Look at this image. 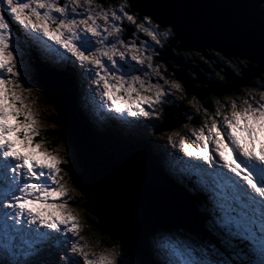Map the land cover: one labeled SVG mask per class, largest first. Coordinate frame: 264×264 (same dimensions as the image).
Listing matches in <instances>:
<instances>
[{"label": "snow or ice", "instance_id": "1", "mask_svg": "<svg viewBox=\"0 0 264 264\" xmlns=\"http://www.w3.org/2000/svg\"><path fill=\"white\" fill-rule=\"evenodd\" d=\"M259 4L264 59V0ZM130 7V0H0V264H124L122 244L112 251H85L92 245L81 243L69 189L61 182L62 161L36 142L41 133L24 93L31 90L27 69L33 56L58 65L78 63L90 84L86 107L90 102L104 118L113 113L122 120L137 118L130 124H139L140 117L159 119L183 86L162 77L159 67L153 70L159 54L153 45L125 42L122 22L135 26L133 36L143 32L161 48L172 43L173 30L160 31L151 15L141 18ZM148 48L152 52L145 56ZM215 55L230 64L227 54ZM153 72L163 84L152 81ZM217 103L211 113L193 103L197 113L204 108L203 123L190 134L177 131L178 141L168 137L187 160L166 152L170 167L180 165L181 178L210 204L204 238L159 230L148 241L158 259L141 264H264V75L247 91ZM45 245L57 250L56 261L37 259Z\"/></svg>", "mask_w": 264, "mask_h": 264}, {"label": "water", "instance_id": "2", "mask_svg": "<svg viewBox=\"0 0 264 264\" xmlns=\"http://www.w3.org/2000/svg\"><path fill=\"white\" fill-rule=\"evenodd\" d=\"M130 2V12L141 18L149 14L161 27L173 30L169 38L172 43L158 49L155 60L163 61L172 70L188 95L202 101L210 95L230 93L250 87L257 75L264 73L259 0ZM122 26L123 38L130 37L133 27ZM179 51H194L204 58L210 57V51H219L227 54L225 59L239 61L242 74L223 66L224 82L213 80L205 86L204 74L197 66L182 61L176 54ZM35 71L46 103L56 113V134L73 150L84 191L83 209L96 219L95 229L124 245L139 264L154 261L147 241L159 230L202 240L206 230L202 229L200 214L197 216L181 188L166 177L150 143L144 138L132 140L117 131L88 129L76 109V85L71 74L41 67ZM166 109L163 123L154 133L179 124L172 119L171 107Z\"/></svg>", "mask_w": 264, "mask_h": 264}, {"label": "rangeland", "instance_id": "3", "mask_svg": "<svg viewBox=\"0 0 264 264\" xmlns=\"http://www.w3.org/2000/svg\"><path fill=\"white\" fill-rule=\"evenodd\" d=\"M117 3H119V2H117ZM123 23L128 24V21L124 20ZM163 29L164 28H161L160 31H163ZM135 31H136V29L133 28V31L131 32V34ZM133 37H134L133 39L132 38L127 39V40H125V42L131 43L132 41H135V42H137L136 43L137 46H140L141 42L143 41V42H146L148 45H153V47L155 48L156 51L158 50V48L156 47L154 42L151 40V38L144 35L142 32H138L136 34V36H133ZM161 39H165V38L161 37ZM158 47L160 50L164 48V47L161 48L160 46H158ZM150 52H152V49H150V48L145 49V56H147ZM186 52L187 51H182L180 53H186ZM191 52L196 53L194 51H191ZM180 53H177V54H180ZM117 59H119V57H117ZM181 59L183 60L182 57H181ZM129 60H130V56H129ZM183 61H185V60H183ZM130 62L135 63L134 61H131V60H130ZM48 63H50V62H48ZM121 63H123V62L121 61ZM217 64H219L220 66L217 67ZM67 65L73 67V65L71 63H68ZM164 65L166 66V64L163 61L159 62V60H157V62H155V61L152 62L153 70L156 69L157 67H159L162 77L168 79L169 81L177 80L175 78L174 73L168 72L167 69L164 67ZM200 65L204 68V65L202 62L200 63ZM223 66H225V65H223L219 59L214 64V67L217 70H222V72L224 71ZM53 67H56V69H58V71H62L60 68H58V64H57V66H55V65L48 66V68H53ZM137 67H141V66L137 65ZM143 67L145 68L146 71L148 70L146 64ZM34 68H38V66L33 64L32 62H30V67L27 69V83L29 84V87L31 90L26 91L24 93V97H25L26 102L29 103V105H30L32 115L37 120V124L35 125V127H37V129L41 133V135L35 137V140L37 143H42L48 151L52 152L54 155H57L62 161V163H61L62 171L60 174V176L62 177L61 182L65 183L66 187L69 189L68 196L71 198V201H72V210L77 215L80 226H81V236H83V240H81V243H87V244L92 245V248H90V249L86 248L85 251H90V252H105L106 250L112 251L113 250L112 248L108 249V248L100 245V243H99L100 238L98 235H96V233H94V232H96V230L94 229L95 228L94 223L96 221L91 220L89 223L88 220L86 219L85 215H84L85 211L82 208V204L84 203V197H83L84 191L82 189V185L78 182L77 176L74 177V175L76 174V173L74 174L75 171L74 172L72 171V173L74 174V175H72L71 170H69L67 167L68 165L71 164L70 158L74 157L73 150L63 140L61 143H59V144L57 143L58 145L53 144V142H55V140H56V138H54V137L56 136L57 127H58L56 125V123L54 122V117H55L56 113L53 110V108L51 107V105L46 103L45 94L40 89L39 83L35 77V69ZM78 68H79V65L77 63V65L73 69H78ZM75 74H76V72H75ZM190 75L193 76V74H190ZM78 77L80 78L79 85H80V83H82V85L79 87V90L81 91L83 89V91H81L80 93H76V100H79V98H81V100H82L81 101V103H82L81 108L85 112H89V114L93 118L97 119V121L101 123L100 124V123H97L95 121L96 123H94V124L96 125L95 126L96 129L99 130V128H102V127H103V129L106 128L105 126L110 120L117 121L115 123V126H117L119 128L118 130H120L121 132H123L125 134L134 135L132 140L137 139V138H144L149 143L152 142L153 147L155 148L156 152L160 155V162L162 164V167H164L166 169V171L168 170L170 173L173 172V169L170 167L168 158L166 157V152L167 153H176L177 155L182 156L185 160L188 159V157L185 156L183 153H180L178 151V149H174L171 146V144L168 141V137L173 136V139L175 141H178L179 137L175 135V133L177 131H179L181 135L184 134L185 132H188L190 134L191 127L199 126V124L203 123V121H204V108H202V111H201L202 115L200 114L201 116L197 117L198 120L195 124L189 123V122L187 123L186 122L187 120H185V117L187 114H191L193 117H195V114L197 112H196L195 108H193L192 105H193V103L199 105L201 102L200 100L195 98V101H193L192 95H191L190 99L188 97V99H189L188 100L187 96L185 97L184 90L182 92H177L174 95H172L170 97L174 101V104L170 105L172 111H174L172 119H173V121H177L179 124L176 127H173L172 129L161 130V131H157L154 133L156 127L160 126L163 123L162 116L159 119H157L156 115H153L152 117H149V118L140 117V118H138L140 121L139 124H135V123L130 124L127 121H132L133 119L131 117L125 116V118L122 120V119L117 118V114H115V113H113L112 117H110V118H104V111L103 110L97 111L96 109L91 108L92 105L90 102H88V103H89V106H91V107H89L88 110H85L83 108L84 107L83 103L85 102L84 97H85V93L87 92V89L90 87V84L88 81H85L83 79L81 74H78ZM151 79L153 82H156L157 80H159L160 83H162V84L164 83V79L161 77H157L154 72L151 76ZM165 87H167V85H165ZM248 88L249 87H244V88H239L241 90L236 89V90L231 91L230 93H226V94H222V95H213L214 97L218 98V100L214 99L215 101L213 102L214 111L220 106L219 103H217V101H220L222 103L227 102V99H225V98L228 95H229L228 97H230L232 95L238 96L241 92L247 91ZM170 91H173V90L170 89ZM210 98H212V97H208L207 101H209ZM97 103H99L98 98H97ZM164 106H165L164 108L169 107L168 104H165ZM81 108L80 109L76 108V109L81 111ZM209 112L211 113L212 111L209 110ZM134 119H137V118H134ZM83 121H84V123H86L88 125L87 120H83ZM180 122H182V123H180ZM121 125L126 127V131H122ZM132 125H134V126H132ZM184 125H188V127L185 128ZM44 138H48V139L44 140ZM257 149H259V145H257ZM226 158L230 159V157H227V156H226ZM64 161H68V162L64 163ZM179 169H180V165H176V168L174 171L177 172L176 177L178 176L179 183H182L184 185L189 184L192 186V182H188L186 177H184L185 180H183V178H181V174L179 172ZM73 170H75V169L73 168ZM166 173H168V172H166ZM196 192L201 193L200 191H196ZM190 200L192 201V199H190ZM195 204H196V202H195ZM80 205H81V208H80ZM207 205H208V207L204 208V210L201 212H203L207 216V218H209L210 217V204L207 203ZM197 209H198V206H197ZM197 212H199V211H197ZM208 222H209V220H208ZM204 229H206V231H207L208 224H204ZM201 236L203 239L204 238L203 235H201ZM46 246L49 248L48 250H50V252L44 250L37 259H39L43 262H54V261H56L58 259L57 250L55 248L48 246V245H46ZM147 247H148V249H151V246L149 247V244ZM51 249H53L52 253H51ZM150 254L154 255V257L156 258L155 259V261H156L158 256L156 257V253L153 251V249L150 252ZM118 259H119V257H118ZM123 260H124V264H138L136 258L133 256V254L129 250H127V253H124Z\"/></svg>", "mask_w": 264, "mask_h": 264}, {"label": "trees", "instance_id": "4", "mask_svg": "<svg viewBox=\"0 0 264 264\" xmlns=\"http://www.w3.org/2000/svg\"><path fill=\"white\" fill-rule=\"evenodd\" d=\"M117 2H119V0H117ZM105 3H107V2H105ZM130 10V9H129ZM167 44V43H166ZM164 47V46H163ZM158 53V52H157ZM177 54V53H176ZM216 54V52H210V55H211V57L212 56H216L215 55ZM177 55H179L180 57H182L183 58V60H185V63H187V64H190V65H194V66H197L198 67V69L199 70H201V72L204 74V76L206 77V80H207V83L205 84V85H209V82H211V81H213V80H217V81H219V82H224V80H221L220 79V77L221 76H224L220 71H218L214 66H213V63H216L217 62V59H219L220 60V58L219 57H217L216 56V58H214V59H212V60H209L208 58H204V59H201V55L199 54V53H193V52H186V53H180V54H177ZM182 60V61H183ZM225 60H227V59H225ZM207 61V62H206ZM221 62H222V64L223 65H225L226 67H228V68H230V69H232L235 73H237V69H236V65L237 64H239L240 65V63H239V61H235V60H230V64H227V63H225V61H222V60H220ZM30 62H32L33 64H34V60L31 58V60H30ZM155 62H157V60H155ZM160 62V61H159ZM203 63V65H204V68L200 65V63ZM46 64H48V65H50V63H47L46 62ZM45 65V64H44ZM164 67L167 69V71L168 72H171L172 73V71L171 70H168V68H167V65L165 66L164 65ZM63 69H65L66 71H68V72H70V73H74L75 74V71L73 72V70H72V67H62ZM209 70V71H208ZM218 73H219V75H218ZM167 75V74H166ZM263 75H264V73H263ZM256 80V79H255ZM255 80H254V82H255ZM180 83V82H179ZM239 90H241V89H239ZM238 91V90H237ZM184 94H185V97L187 96V99H188V97H189V99H190V97H191V95H188L187 93H185V91H184ZM229 96V95H228ZM228 96L225 98V99H227L228 98ZM194 97V96H193ZM209 97H212V98H210V100L209 101H207L208 100V98H206V99H204L203 101H201L200 102V104L199 105H203L204 107H206L208 110H210V111H212L213 112V107H214V105H213V102L215 101V100H218V98L217 97H214L213 95H210ZM188 99V100H189ZM215 99V100H214ZM79 101H80V98H79V100H76V104H77V106L78 105H80V103H79ZM186 104V103H185ZM78 108H79V106H78ZM201 111H202V108H201ZM201 111L199 112V113H196L195 114V117H194V119L191 121V122H189V123H193V124H195L196 122H197V120H198V116H201L202 115V113H201ZM201 114V115H200ZM188 115H191V114H187L186 115V118H185V120H187V116ZM55 118V117H54ZM180 123H182V122H180ZM112 126H115V124H111L110 126H109V128L110 129H115L114 127H112ZM57 133V132H56ZM57 136V137H56ZM56 136L54 137V138H56V140H55V142H53V144L55 145V144H59V143H61L62 142V139L60 138V137H58V135L56 134ZM133 136L134 135H132L131 137L133 138ZM46 139H48V138H44V140H46ZM61 139V140H60ZM152 143V142H151ZM57 144V145H58ZM153 145V144H152ZM156 152V150H153V153H155ZM157 157H158V162H159V164H161V162H160V157H159V155L157 154ZM70 162H71V164L70 165H68L67 167H68V169L69 170H71V173H72V171L74 172V174L72 173V175H74V177L75 176H77V179H78V182H79V178H78V176H79V172H78V167H77V164H76V161H75V159H74V157H71L70 158ZM161 166H162V164H161ZM73 168L75 169V170H73ZM76 179V180H77ZM182 188L184 189V190H186V191H188V192H190V193H192L194 196H195V198H196V205L198 206V211H200V214H201V216H202V218H203V221H204V224H208L207 222H208V220H210L209 218H207V216L203 213V212H201V211H203L204 210V208H206V207H208V205H207V202H206V200H205V197L201 194V193H199V192H196V191H194L193 190V187L191 186V185H189V184H187V185H182ZM197 196V197H196ZM79 208V207H78ZM80 208H81V205H80ZM82 208H83V204H82ZM84 210V209H83ZM84 215H85V217H86V219L88 220V222L90 223V221L91 220H96L94 217H92V216H90L86 211H85V213H84ZM92 223V222H91ZM93 224V223H92ZM95 229V228H94ZM96 230V232H94V233H96V235H98L99 236V243H100V245L101 246H103V247H106V248H112L113 249V246L114 245H120V243L118 242V241H116V240H111L107 235H105V234H100V231L99 230H97V229H95ZM153 235V234H152ZM196 241V240H195ZM117 250H119V249H117ZM127 248L123 245V252L124 253H127Z\"/></svg>", "mask_w": 264, "mask_h": 264}, {"label": "bare ground", "instance_id": "5", "mask_svg": "<svg viewBox=\"0 0 264 264\" xmlns=\"http://www.w3.org/2000/svg\"><path fill=\"white\" fill-rule=\"evenodd\" d=\"M169 26H166V27H161V28H168ZM170 28V27H169ZM172 37V36H171ZM180 52H182V51H179V52H177V53H180ZM181 58V57H180ZM48 63V62H47ZM46 66H48V64H45ZM181 66H183V65H181ZM174 67H176L177 69L180 67V66H174ZM78 74H80V72H78ZM78 74H77V76H78ZM222 74H223V72H222ZM224 75V74H223ZM191 76V75H190ZM81 96V95H80ZM81 98H80V106L82 107V103H81ZM85 103L86 102H84L83 103V108L85 109V110H88V108L89 107H91V106H89V103L87 104V107L85 106ZM87 108V109H86ZM91 108H93V107H91ZM89 116V118H87L88 120H89V122H90V120H91V126H93V129L95 130V131H99L98 129H96V125L94 124L95 123V121L94 122H92V116L89 114L88 115ZM132 118V117H131ZM86 119V118H85ZM95 119V118H94ZM133 120H134V118H132ZM131 119V120H132ZM126 123V122H125ZM86 124V123H85ZM86 126L88 127V129H90L91 130V128H90V126L89 125H87L86 124ZM160 131H161V129H160ZM161 165V164H160ZM175 176L177 175V172L176 171H174L173 170V172H172ZM179 175V174H178ZM175 179V178H174ZM176 181H178L179 182V180H178V176L176 177V179H175ZM183 180H185L184 178H183ZM175 183V182H174ZM184 183V182H183ZM176 184V183H175ZM177 185V184H176ZM178 186V185H177ZM180 189V188H179ZM181 190V192L183 193V195L185 196V198L187 199V201L189 202V204L191 205V207L193 208V210L195 211V213L197 214V216H199V213L197 212L198 211V209H197V205L195 204V199H194V197H193V195L192 194H190V193H188V192H186V191H184V190H182V189H180ZM204 196V195H203ZM190 199H192V201L190 200ZM205 200H206V198H205ZM191 202V203H190ZM202 214V213H201ZM201 217V216H200ZM203 221V220H202ZM204 222V221H203ZM204 224V223H203ZM203 228V230H206V229H204V227H202ZM151 236L152 235H150L149 237H148V240H150V238H151ZM147 243H148V241H147ZM147 246H148V244H147ZM149 247H150V245H149ZM49 248L45 245V249L44 250H46V251H49L50 252V250H48ZM52 251H53V249H51V253H52ZM149 251L151 252L152 251V247H151V249H149ZM152 255V258H153V260L155 261V258H154V256H153V254H151ZM156 257H157V254H156ZM139 264V263H138Z\"/></svg>", "mask_w": 264, "mask_h": 264}, {"label": "flooded vegetation", "instance_id": "6", "mask_svg": "<svg viewBox=\"0 0 264 264\" xmlns=\"http://www.w3.org/2000/svg\"><path fill=\"white\" fill-rule=\"evenodd\" d=\"M133 39L134 37L132 36V34H131V36H130V38H127V39ZM126 39V40H127ZM137 43V42H136ZM156 47L158 48V46L156 45ZM211 52H213V51H211ZM210 57H211V55H210ZM212 57H214V58H216V56H212ZM153 61H155L154 60V58H153ZM217 61H218V59H217ZM219 63V62H218ZM214 64L215 63H213V66H214ZM74 68V66L72 67V70H73V72L75 71L76 72V74H78V71H77V69H73ZM209 71V70H208ZM218 71H220L221 73H222V70H218ZM72 74V78H73V80H74V82H75V85H77V83L80 81V78L76 75V74H74V73H71ZM82 81V80H81ZM165 107V106H164ZM169 107H171L170 105H169ZM166 108H168V107H166ZM165 108V109H166ZM213 109V111H214V107L212 108ZM162 117H163V115H162ZM186 118V117H185ZM187 123L189 122L188 120L186 121Z\"/></svg>", "mask_w": 264, "mask_h": 264}]
</instances>
